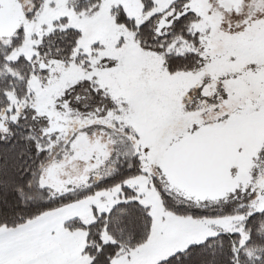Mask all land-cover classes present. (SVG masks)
Masks as SVG:
<instances>
[{
  "label": "snow or ice",
  "instance_id": "snow-or-ice-1",
  "mask_svg": "<svg viewBox=\"0 0 264 264\" xmlns=\"http://www.w3.org/2000/svg\"><path fill=\"white\" fill-rule=\"evenodd\" d=\"M0 264H264V0H0Z\"/></svg>",
  "mask_w": 264,
  "mask_h": 264
}]
</instances>
